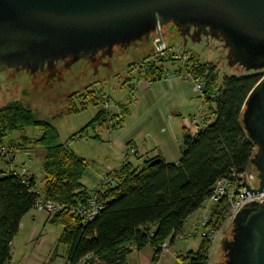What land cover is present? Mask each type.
Segmentation results:
<instances>
[{
    "label": "trees",
    "instance_id": "16d2710c",
    "mask_svg": "<svg viewBox=\"0 0 264 264\" xmlns=\"http://www.w3.org/2000/svg\"><path fill=\"white\" fill-rule=\"evenodd\" d=\"M148 56L149 53L142 57L140 66ZM166 67L165 63L153 64L148 73L161 72ZM193 67L195 78L204 81L207 118L212 119L206 118L207 123L193 134L183 131L177 163H166L157 155L146 158L139 167L125 160L119 168L109 171L113 181L95 192V201L102 208L91 221H84L68 210L86 205L89 200L90 190L81 183L87 161L59 142L58 130L50 122L34 118L32 110L22 102L14 100L0 105V143L14 131L21 132L30 126L41 130V135L33 141L44 152L42 197L65 207L49 221L61 226L58 241L66 246V264H128L129 253L145 247L152 248V260H157L161 244L174 243L186 218L202 207L217 179L231 170L237 174L252 167L250 158L255 145L243 131L240 118L247 94L262 75L258 72L223 75L219 84L217 68L212 62L198 60ZM90 102L99 105L93 97ZM74 111L78 110L71 112ZM126 112L123 106L122 115ZM105 116L104 110H99L74 136H85L89 125H106ZM121 120L110 128L117 127ZM22 140L31 141L25 135ZM157 157L158 163L150 165ZM35 187V176L22 181L18 175H1L0 264L10 261V242L17 234L20 219L40 196ZM226 207L227 201L223 198L210 208L206 224L216 232L225 221ZM200 230L197 226L194 235H200ZM200 238L195 251L177 253L176 259L185 264H206L210 241L201 235Z\"/></svg>",
    "mask_w": 264,
    "mask_h": 264
},
{
    "label": "rangeland",
    "instance_id": "374dc122",
    "mask_svg": "<svg viewBox=\"0 0 264 264\" xmlns=\"http://www.w3.org/2000/svg\"><path fill=\"white\" fill-rule=\"evenodd\" d=\"M163 31L168 34L162 36L165 42L187 48L192 52L194 55L192 67L198 60L206 63L212 62L217 68L219 84L223 75H243L244 72L252 74L264 71V69L248 71L242 64L233 62L229 47L222 39H218L210 33L198 35L196 29L192 27L189 34L183 36L172 26L164 27ZM153 36L152 33L148 38L133 42L129 46L114 47L108 57L101 55L100 59L103 64L97 63L95 66L97 72H94L93 66H90L93 61L91 59L90 61L88 59L75 61L65 72L63 78L50 81H39V77L34 79L31 74L22 70L18 72L1 70L0 105L14 100L22 102L24 106L32 110L34 118L50 122L58 130L57 140L68 145L77 156L79 155L87 161L86 174L81 181L89 187V190L98 184L104 174L113 171L120 165L118 158L115 157V148H120L121 144L122 147L125 146L133 136L140 139L145 136L148 138L145 131L152 134L153 128L145 124L148 119H139L143 115L144 108L148 105L158 103L155 113L161 108H164L166 113H170L171 118L160 123L159 131L165 137L170 136L168 138L171 139V142L176 141L177 137L179 144L175 143L174 146H177L179 153L183 136L181 124L188 126L191 130L197 129L192 124L187 125L189 117L198 113L200 109L206 111V104L201 100L200 94L192 89L193 83L189 79L185 80L176 76L171 78V81L163 79L148 81L145 78L146 75L140 65L142 57L152 52ZM166 61L164 63L172 71V67L177 63L171 64L172 60ZM101 95L108 99L109 111L117 112L124 106L132 112V118H127L125 121V125H132V127L127 132L120 133L123 138L113 139L109 137L112 128L110 129L108 121H106V125L101 123L94 127L89 125L85 136H74L99 110H103L100 103ZM92 97L99 101V105L89 103ZM83 107L85 108L83 109ZM73 109L78 110L77 113L71 112ZM207 119L212 118L210 116ZM22 135L27 136L31 140L30 143L23 141ZM40 135L41 130L30 126L24 131L10 133L9 136L2 139L0 145L5 147V153L10 157L14 154L12 164L15 167H25L35 175L36 188L41 192L44 188L41 163L44 152L33 141ZM95 135L97 138L94 137ZM2 164L0 161V167H6ZM133 166L135 167L136 163ZM210 204L211 202L205 199L202 207L196 209L186 218L181 232L182 237H186L185 234L189 229L192 230L191 226L194 228L199 226L198 220L202 215L208 214ZM33 212L35 211L33 210ZM231 227L232 222L225 218L220 230L217 231L215 242L210 244L209 258L206 264H219V261L222 260L220 242L226 234L230 236L229 228ZM39 228L41 231L39 239L37 241L34 239L32 243H23V246L16 252L19 254L16 258L17 264H66V246L58 241L62 231L61 226L47 223L39 225ZM194 228L193 230H195ZM20 232L22 233L20 237H23L26 231L21 229ZM200 240L198 234L186 237L182 241L176 240L177 243L173 246L174 253L195 251ZM179 247L182 250H179ZM150 250L152 251L149 247H145L140 257L148 261L150 257L147 251ZM170 259L162 264H177V259Z\"/></svg>",
    "mask_w": 264,
    "mask_h": 264
},
{
    "label": "water",
    "instance_id": "95a60500",
    "mask_svg": "<svg viewBox=\"0 0 264 264\" xmlns=\"http://www.w3.org/2000/svg\"><path fill=\"white\" fill-rule=\"evenodd\" d=\"M165 25L183 36L192 27L198 35L210 33L229 47L233 62L248 71L264 69V0H0V71L34 73L57 60L90 61L99 51L108 57L114 47L152 33L162 44ZM97 63L103 64L100 58ZM97 63L90 64L94 72ZM258 73L240 118L255 145L250 168L258 187L243 180L250 194L264 191V71ZM231 222L219 264H264V200L243 204Z\"/></svg>",
    "mask_w": 264,
    "mask_h": 264
},
{
    "label": "built area",
    "instance_id": "2783aa9c",
    "mask_svg": "<svg viewBox=\"0 0 264 264\" xmlns=\"http://www.w3.org/2000/svg\"><path fill=\"white\" fill-rule=\"evenodd\" d=\"M158 36L159 35L153 36L152 52L149 54V58L146 60V62L142 63V66H140V68L142 69V71H144L146 75L145 78L148 81H154V79H163L171 81V78L176 76L185 80L189 79L193 83L192 89H194V91L200 94L201 100H203L204 102V81L202 78H195L194 69L192 67V60L194 56L192 55V52L187 48L185 49L179 47L178 45H173L165 42L162 36H160L162 44H157L160 42L158 40ZM166 60H172L171 64L174 62V64L177 63L175 66L172 67V71H170L169 68L166 67L161 72L148 73V68L150 65L154 64L155 66H159V64L167 62ZM216 94L217 93L215 92L213 96H215ZM100 103L103 106L102 108L104 110L106 120L108 121L110 127L113 123H117L119 120L122 119L123 115L121 113V110L117 112L109 111L110 104L108 99L104 95H101ZM206 118L207 111L200 109L198 113L193 114L189 117V123L199 129L207 123ZM116 120L118 121L116 122ZM0 153H5V147L3 145H0ZM7 163L10 164L9 160ZM7 174L18 175V177L22 178V181L31 176L27 173L25 167L14 168L13 166L9 165L8 167L6 166V168L4 169H0V178L1 175ZM243 180L249 188L255 189L256 187H258V177L256 176V170L250 167L248 168V170L237 174H235L234 171L231 170L228 175L217 179L215 183L210 187L211 193L207 199L211 202V204L208 210V214L202 215L198 220L199 227L201 228L200 235L207 238L210 241V244L215 242L217 238V232L206 224L210 215L211 206L215 205L216 202H219V200L224 198L227 201L226 220H229L231 222L233 217L237 214L238 209L243 204L249 202L250 200H256L258 202L264 200V191H261L260 193L250 194V192L245 187ZM112 181V174H104L102 178L98 181V184L90 190V197L87 201V204H81L77 207H70L68 209L69 213L79 215L80 217L84 218V221H91L93 219V216L102 208V206L97 204V202L95 201V192L102 190L104 186L111 183ZM63 208L65 207L61 203L55 202L49 198L46 199L42 196H37L33 207V209L46 212L48 215V219L59 213V211H61ZM191 228L193 230L194 226H191ZM161 248L162 250L159 255V258L162 256V254H166L170 251V248L165 245V242L161 244ZM158 259L152 260L149 264H160Z\"/></svg>",
    "mask_w": 264,
    "mask_h": 264
},
{
    "label": "crops",
    "instance_id": "0c3cea01",
    "mask_svg": "<svg viewBox=\"0 0 264 264\" xmlns=\"http://www.w3.org/2000/svg\"><path fill=\"white\" fill-rule=\"evenodd\" d=\"M172 88H175V86H172ZM157 108H158V103L146 106L144 108V111L142 112L143 115L139 118V119H143V120L147 118L148 121L145 124L147 126H150V128L151 127L153 128L152 134H149L148 132L145 131V135H148V138L145 136V138L140 139L137 136H133L131 139H129L126 142L127 144L125 146L122 147V144H121L120 148H115V154H116L115 157L118 158L120 165L125 160H129L132 164L136 163V166L139 167L146 160V158L156 157L157 155L160 158H162V160L166 163H169V162L177 163L179 161L182 146L179 147V153H178L176 145L179 144V141H178L177 137H176V141L171 142V139L168 138L170 136L165 137L159 131L160 130L159 127L161 125L160 123L163 122L164 120L167 121L168 119L171 118L170 113H168V112L166 113V111H164V108L159 109V111L157 113H155ZM190 114H192V113H190ZM132 116H133L132 112L127 109V112L124 114L120 124H118L117 127L112 128V131H111V134L109 135V137L113 138V139H115L117 137L123 138L120 135V133L122 131L127 132L132 127V125H125L126 119L132 118ZM188 123H189V121H188ZM181 125H182V130H181L182 133H183V129L186 130L189 134L190 133L193 134L197 130V129L191 130L188 128V126L183 125V124H181ZM187 125L190 126L191 123H189ZM175 143H176V145L174 146ZM181 143H182V139H181ZM173 146H174V149H173ZM24 152L29 154L26 151H24ZM14 157H15L14 154H12L10 157L9 154H3L2 153V154H0V161H1V163H3L2 164L3 166H7V167H8V165L14 166L12 164V160ZM8 160H9L10 164L7 163ZM119 166H118V168H119ZM0 168L4 169L6 167H0ZM115 169H117V168H115ZM27 173L29 175L35 176L28 169H27ZM43 182L45 185V180H43ZM81 183H82V181H81ZM92 185H94V184H92ZM35 186H36V184H35ZM85 187L89 188L87 185H85ZM44 188H45V186H44ZM44 188H43V191H44ZM35 190L37 191L38 194H40V196H44L43 191H41V192L38 191L36 187H35ZM33 210L35 212H33ZM20 220L21 221L19 223V228H18L17 234L15 235L13 240L10 242L11 243V245H10L11 259L7 264H17L16 258L19 254L16 252H18V250L23 246L22 244L23 243H25V244L26 243H32V241L34 239H36V241H37L41 235L39 225H41V224L45 225L47 223H50V221H49L50 219H48L47 213L44 211H39L37 209H31L30 211L26 212L25 215ZM21 229H24L26 231L25 235H23V237H20L22 235V233L20 232ZM187 234H188V236H187ZM181 235H182V233L177 235V238L175 239V241L172 245H170L168 242H165V245L169 246L170 251L166 254H162L163 257L161 256L158 259L160 264H162V262H167V261L171 260L170 258L176 259V254L174 253L175 251L173 250V246L175 245V243H177L176 240L182 241L186 237L188 238L191 236H195L193 230H191V229H189V231L185 234L186 237H182ZM150 249H152V248H150ZM178 249L182 250L180 247ZM142 250H144V248H142L139 251H133V252L129 253L128 258H127L128 264H142L144 262L149 264L152 261V253H151L152 251L151 250L147 251L148 252L147 254L149 255L150 259H148V261H146L145 259L140 257ZM147 250H149V249H147ZM134 253H136L135 256H132ZM176 263L177 264H185L182 262L180 263L179 260Z\"/></svg>",
    "mask_w": 264,
    "mask_h": 264
},
{
    "label": "flooded vegetation",
    "instance_id": "af4514ba",
    "mask_svg": "<svg viewBox=\"0 0 264 264\" xmlns=\"http://www.w3.org/2000/svg\"><path fill=\"white\" fill-rule=\"evenodd\" d=\"M166 26L171 27V25H165V26H163V28L166 27ZM163 28L160 29L161 32L163 31ZM105 54H106V51H99L97 53V55H95L94 57L89 58V59L93 60L92 63H97V61L99 60L98 58H101L100 56L101 55H105ZM85 59H88V58H85ZM71 66L72 65H68V60L65 59L63 61L62 60L55 61L52 64V66H48L47 64H45L43 67H41L40 69H38L34 73H31V72L29 73V71H26L24 69H20V70L26 71L27 73L31 74V76H33L34 79L39 77V79H38L39 81H41V80L50 81V80H53V79H56V78H63L65 72L67 70H69ZM6 70H11L13 72H18L19 71V70L16 71L13 68H7Z\"/></svg>",
    "mask_w": 264,
    "mask_h": 264
}]
</instances>
